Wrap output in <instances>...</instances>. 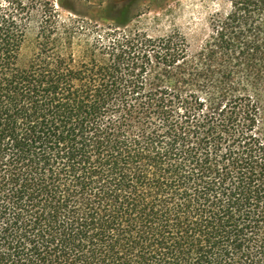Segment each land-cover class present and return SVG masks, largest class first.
<instances>
[{
  "label": "trees",
  "instance_id": "16d2710c",
  "mask_svg": "<svg viewBox=\"0 0 264 264\" xmlns=\"http://www.w3.org/2000/svg\"><path fill=\"white\" fill-rule=\"evenodd\" d=\"M0 0V264H264V0L92 36Z\"/></svg>",
  "mask_w": 264,
  "mask_h": 264
},
{
  "label": "rangeland",
  "instance_id": "374dc122",
  "mask_svg": "<svg viewBox=\"0 0 264 264\" xmlns=\"http://www.w3.org/2000/svg\"><path fill=\"white\" fill-rule=\"evenodd\" d=\"M62 20H75L80 30L92 36L133 31L160 40L173 32L197 51L209 16L221 0H48Z\"/></svg>",
  "mask_w": 264,
  "mask_h": 264
}]
</instances>
